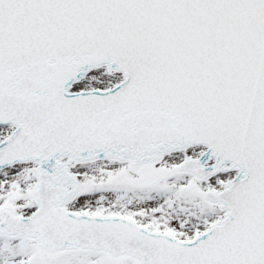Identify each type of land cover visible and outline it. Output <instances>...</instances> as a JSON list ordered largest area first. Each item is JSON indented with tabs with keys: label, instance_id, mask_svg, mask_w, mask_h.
I'll return each instance as SVG.
<instances>
[{
	"label": "snow or ice",
	"instance_id": "obj_1",
	"mask_svg": "<svg viewBox=\"0 0 264 264\" xmlns=\"http://www.w3.org/2000/svg\"><path fill=\"white\" fill-rule=\"evenodd\" d=\"M0 264H264V0H0Z\"/></svg>",
	"mask_w": 264,
	"mask_h": 264
}]
</instances>
